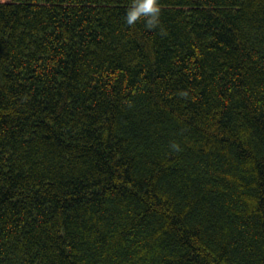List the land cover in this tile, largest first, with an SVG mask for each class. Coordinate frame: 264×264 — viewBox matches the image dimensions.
Wrapping results in <instances>:
<instances>
[{"label": "trees", "instance_id": "1", "mask_svg": "<svg viewBox=\"0 0 264 264\" xmlns=\"http://www.w3.org/2000/svg\"><path fill=\"white\" fill-rule=\"evenodd\" d=\"M128 6L0 0V264H264V0Z\"/></svg>", "mask_w": 264, "mask_h": 264}, {"label": "clouds", "instance_id": "2", "mask_svg": "<svg viewBox=\"0 0 264 264\" xmlns=\"http://www.w3.org/2000/svg\"><path fill=\"white\" fill-rule=\"evenodd\" d=\"M162 14V0H129L125 23L129 26L144 21L148 30L158 27ZM178 149V145H173Z\"/></svg>", "mask_w": 264, "mask_h": 264}]
</instances>
